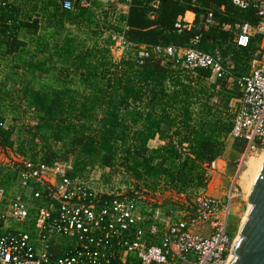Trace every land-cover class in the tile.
Listing matches in <instances>:
<instances>
[{
    "label": "trees",
    "instance_id": "16d2710c",
    "mask_svg": "<svg viewBox=\"0 0 264 264\" xmlns=\"http://www.w3.org/2000/svg\"><path fill=\"white\" fill-rule=\"evenodd\" d=\"M115 1L128 7L119 16L122 27L110 25L107 16L95 25L91 8H81L79 2L74 11L67 12L57 0H0V55L15 59L12 69L16 75L24 70L26 77L13 82L21 83L27 107L36 116L35 124L24 128L23 134L29 136V145L38 149L40 157L28 158L44 164L67 162L69 175L80 178L93 168H120L138 191L161 189L190 199L207 186L204 166L225 151L232 130L229 104L237 98L236 89L226 88V78L206 84L210 73L203 70L191 74L161 60H146L138 66L127 52L115 59L114 42L104 40L102 33L109 24L110 30L136 46L187 47L195 31L178 34L174 30L176 20L186 12H210L219 24L255 23L257 18L252 10L233 7L231 0H159L153 20L148 15L156 0ZM38 3L43 10L52 5L47 17L52 21L51 37L68 23L87 28L92 44L66 35L55 42L49 55L48 45L41 42L34 44L33 52L26 51L22 37L33 38L41 28L39 19L31 17ZM25 4L29 11L24 12ZM231 40L230 32L212 27L201 34L197 48L204 52L218 49L224 57L231 56V76H245L249 49H235ZM43 130L49 136H40ZM12 136L13 129L0 127L2 149L13 148ZM155 138L165 144L150 149L148 144ZM175 143L187 144L189 156L180 159ZM243 149V142H232L235 153ZM14 175L0 169V186L9 187ZM167 203L160 208L173 205ZM126 264L140 263L129 258Z\"/></svg>",
    "mask_w": 264,
    "mask_h": 264
},
{
    "label": "built area",
    "instance_id": "2783aa9c",
    "mask_svg": "<svg viewBox=\"0 0 264 264\" xmlns=\"http://www.w3.org/2000/svg\"><path fill=\"white\" fill-rule=\"evenodd\" d=\"M77 2L89 8L85 0H57L67 12ZM159 3H151L149 19ZM231 3L252 10L257 22L219 24L210 12L192 17L185 13L174 30L195 31L187 47L136 46L121 36L119 45L121 53L134 51L130 55L138 66L161 60L191 74L203 70L214 80L227 79V87L237 92L228 137L244 144L236 164L238 177L250 157L264 152V0ZM212 27L230 32L235 49H249L247 75L231 76V56L197 48L201 34ZM0 127L5 129L4 123ZM174 145L180 159L189 156L187 144ZM16 158L5 166L14 179L9 187L0 186V264H126L129 258L140 264H229L238 236L229 223L233 187L225 198L202 190L186 200L181 195L183 202H172L165 211H151L135 197L96 190L85 179L71 177L67 162ZM217 160L204 166L207 182L219 168ZM28 227L32 234L24 232Z\"/></svg>",
    "mask_w": 264,
    "mask_h": 264
},
{
    "label": "rangeland",
    "instance_id": "374dc122",
    "mask_svg": "<svg viewBox=\"0 0 264 264\" xmlns=\"http://www.w3.org/2000/svg\"><path fill=\"white\" fill-rule=\"evenodd\" d=\"M22 1L23 0H20L19 3H21ZM50 1L54 2V0ZM85 1L89 4V8H91L93 12V20L95 25L96 22L101 23L103 21V18L107 16L110 25L122 27V23L119 22V16L122 12L126 11V9L124 8V4H118L115 0ZM38 2H40V0H38ZM45 2H49V0H45ZM93 2H95L94 5H91ZM38 6L39 7L37 11L30 14L31 17H37L39 19V21L41 22V28L38 30L37 35L33 38L22 37L26 44V51L33 52L35 48L34 43L41 42L42 44L45 43L48 45V49L46 52L47 55H49L54 52L55 42L60 41L61 38L66 35L74 37L77 40L88 39V45H91L94 41V39L89 37L86 33V31L88 30L87 28L69 25L68 23L65 24V28L63 30L59 29L60 31L58 30V32L51 37L52 29L49 28V26L50 24H52V21H50L51 18L48 20L47 17L48 14L52 12V5L46 10H43L42 5H39V3ZM23 8L24 12L29 11V6L27 4H25ZM94 24L91 26V28L95 27ZM109 24H106L105 28L107 29V31H104L102 33V38L104 40L110 38V40L114 42L115 49L112 48V55L115 59H119L124 54L121 53V46L119 45V37L121 35L119 32L110 30L108 28ZM126 52L127 51H125V53ZM131 53H134V51L127 52L126 54ZM47 55H45L44 57H46ZM0 58V122L2 119L5 128L13 129L12 140L14 142V146L11 149L4 150L0 147V169L2 170V172H4V170H7V168L5 167L7 160H11L12 158L14 159L16 157L29 159L28 156L31 157L37 154V157H40V155L37 153L38 149L36 147H34L33 145H29V136L27 134H23L24 128L31 127L35 124L36 116L34 115V112L27 107L25 94L21 91V83L14 84L13 82L20 77L21 79H24L26 77L25 72L22 69L19 70L17 73L18 75H16L15 71L12 69L15 59L13 61L12 57H3L2 55H0ZM23 60L26 59L23 58ZM49 134L50 132L46 130L40 132V136H49ZM229 140L231 139L228 138V140L225 141L227 147V151L225 153V159L227 160L226 169L224 172L217 171V173L212 174L209 180L213 178L214 182L217 181V179L219 182H221L223 186V194L220 195V198H225L227 192L233 187L234 198L231 204V216L229 218V223L232 231L238 234L241 224L245 218L247 208L249 207L251 196L254 189L256 188V184L263 168V164H261V166L257 169L251 170V165L260 160V158L264 155V152L250 157L247 165L242 170V173L237 177L236 164L237 160H239L240 154L235 153V151L231 149L232 140ZM157 145L158 143H150L148 147L150 149H154V147L157 148ZM58 147L59 145H57L54 150L58 151ZM82 177L90 184L91 187L96 190L113 193L117 196L127 197H130V193L133 192V197L139 200L142 204H145L149 207L155 206L154 208H160L162 207V205H167V202H183L182 196H179L173 192H162L161 189H158V191L154 193H149L144 188L138 191L135 188L134 182L120 168H116L113 170L93 168L89 170L85 176ZM141 186L142 185H140L139 187L141 188ZM199 192L200 191L193 194L198 195ZM194 195H192L191 197H194ZM184 200H186V197ZM166 209L167 208H164L163 211H165ZM16 227L20 226L17 225ZM24 232L32 234V227L26 228Z\"/></svg>",
    "mask_w": 264,
    "mask_h": 264
},
{
    "label": "water",
    "instance_id": "95a60500",
    "mask_svg": "<svg viewBox=\"0 0 264 264\" xmlns=\"http://www.w3.org/2000/svg\"><path fill=\"white\" fill-rule=\"evenodd\" d=\"M229 264H264V165L251 208L233 244Z\"/></svg>",
    "mask_w": 264,
    "mask_h": 264
},
{
    "label": "crops",
    "instance_id": "0c3cea01",
    "mask_svg": "<svg viewBox=\"0 0 264 264\" xmlns=\"http://www.w3.org/2000/svg\"><path fill=\"white\" fill-rule=\"evenodd\" d=\"M125 8V7H124ZM126 9V11H124V12H122L121 14H126L127 13V10H128V8L126 7L125 8ZM186 16L187 17H192L193 16V12H186ZM49 32V31H48ZM35 44V43H34ZM222 54V53H221ZM215 80L213 79V78H209V80L206 82V84H212L213 82H214ZM226 88L227 89H229L228 87H227V85H226ZM236 100V98H234V99H232L231 101H230V104H229V109H230V113H231V108H232V106H233V104H234V101ZM229 138V137H228ZM228 138L226 139V140H228ZM230 139V138H229ZM229 141H231V140H229ZM231 142H233V141H231ZM150 143H158V145H157V148L158 147H161V146H163L164 144H165V141H161L160 139H158V138H155L154 140H152V141H150L149 142V144ZM148 144V145H149ZM225 144H226V142H225ZM231 147H232V144H231ZM156 147H154V149H155ZM232 149V148H231ZM226 151H227V147H225V151H224V153H223V155L217 160L218 162V172H224L225 171V169H226V162H227V160L225 159V153H226ZM217 171L215 172V173H217ZM214 173V174H215ZM216 182V183H215ZM213 181V178L212 179H210L209 180V182L207 183V186H206V188H205V193L206 194H208V195H211V196H214V197H220V195H222L223 194V186H222V184H221V182H219L218 181V179H217V181ZM215 183V184H214ZM217 183H218V185H217ZM211 185V186H210ZM179 196H181V195H179ZM147 206V205H146ZM147 207H149V206H147ZM155 207V206H154ZM153 206H151V207H149L150 209L149 210H151V211H153L155 208H154ZM167 207V206H166ZM146 211V210H145ZM146 212H148V211H146ZM152 215V214H151Z\"/></svg>",
    "mask_w": 264,
    "mask_h": 264
},
{
    "label": "bare ground",
    "instance_id": "6f19581e",
    "mask_svg": "<svg viewBox=\"0 0 264 264\" xmlns=\"http://www.w3.org/2000/svg\"><path fill=\"white\" fill-rule=\"evenodd\" d=\"M247 163H248V162H247ZM247 163H246V165H247ZM261 164L264 165V155L260 158V160H258L256 163H254L253 165H251V170L257 169L258 167L261 166ZM254 191H255V189H254ZM254 191H253V194H254ZM253 194H252V196H251V200H250V203H249V207L247 208V212H246V215H245V218H244L243 222L245 221V219H246V217H247V214H248V212H249V210H250V208H251V201H252V198H253ZM243 222H242V223H243ZM237 237H238V236H237ZM236 239H237V238H236Z\"/></svg>",
    "mask_w": 264,
    "mask_h": 264
}]
</instances>
